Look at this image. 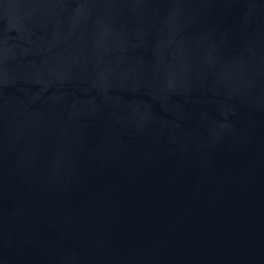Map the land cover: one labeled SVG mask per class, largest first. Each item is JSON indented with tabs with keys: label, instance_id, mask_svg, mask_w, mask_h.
<instances>
[{
	"label": "water",
	"instance_id": "95a60500",
	"mask_svg": "<svg viewBox=\"0 0 264 264\" xmlns=\"http://www.w3.org/2000/svg\"><path fill=\"white\" fill-rule=\"evenodd\" d=\"M0 264H264V0H0Z\"/></svg>",
	"mask_w": 264,
	"mask_h": 264
}]
</instances>
